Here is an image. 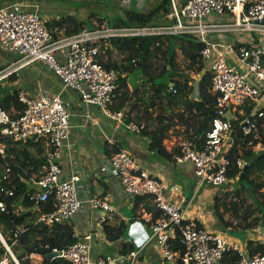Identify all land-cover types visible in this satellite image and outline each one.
Here are the masks:
<instances>
[{
	"label": "built area",
	"instance_id": "built-area-1",
	"mask_svg": "<svg viewBox=\"0 0 264 264\" xmlns=\"http://www.w3.org/2000/svg\"><path fill=\"white\" fill-rule=\"evenodd\" d=\"M2 1L0 49H8L20 58L0 71V82L10 76H17L21 69L34 62H42L56 74L65 89L77 91L87 105L101 108L107 118L119 122L125 121V113L108 108L117 90L118 74L99 63V49L97 46L90 47L91 43L111 38L182 34L202 38L217 27L204 23L214 13H230L235 20V30L264 35V0L254 3L249 0H188L182 7L176 0H171L172 9L166 16L167 24L122 28L111 27L108 23L99 27L88 25L79 34L57 40L49 32L47 20L40 15L39 3L49 0H16L1 4ZM239 55L243 71L230 64L214 45H206L201 52V58L212 74V88L217 96L216 117L211 122L203 147L198 149L195 142L183 141L174 159L177 164H193L198 188L204 185L218 187L230 182L228 154L236 140L233 121H240L242 133L249 138L250 146L260 138L259 124L264 118V47H242ZM18 99L24 105V111L18 118L13 119L0 109V156L6 154L3 139L19 143L44 142L48 148L49 163L36 181L24 182L29 192H35L32 199L53 206L52 211L39 216V222L48 225L67 223L79 214L83 205L78 188L81 176L66 177L60 164L63 148L72 132L71 114L60 95L32 96L25 90H18ZM127 127L138 134L143 130V127L134 123L127 124ZM237 165L243 169L247 166L242 160ZM103 170L120 178L126 195L135 197L148 194L154 197L153 202L162 212V217L152 221L151 215L149 222L152 235L146 243L150 239L154 241L165 261L175 263L179 258L171 246V240L179 235L185 249L181 264H222L228 251L239 255V264H264V255L249 257L237 246L229 244L223 235L187 220L182 204L169 197L167 185L143 169L129 153L123 151L113 155ZM10 173L11 169H6L3 180L8 179ZM13 195V192L8 193L10 197ZM22 199L17 202L18 207L22 206ZM87 202L96 213L113 212L111 205L100 198H92ZM4 212L6 204L0 202V213ZM130 227H134L133 224ZM0 237L9 254V257L0 259V264H20L1 233ZM92 242V236L87 235L68 249L55 251L61 252L58 258L71 264H124L126 257L121 254L94 259ZM136 256L137 250L128 257L134 259ZM28 258L42 264L44 261L37 254H31Z\"/></svg>",
	"mask_w": 264,
	"mask_h": 264
},
{
	"label": "trees",
	"instance_id": "trees-1",
	"mask_svg": "<svg viewBox=\"0 0 264 264\" xmlns=\"http://www.w3.org/2000/svg\"><path fill=\"white\" fill-rule=\"evenodd\" d=\"M171 9V0H162L146 11L125 8L124 16L113 21L94 14L88 21L63 16L47 20V26L55 40L79 34L88 25L99 27L108 23L114 28L160 26L167 24L166 16ZM96 46L99 49V63L118 74L117 90L108 108L123 111L127 124L143 127L141 135L146 138L151 152L175 161L178 146L169 152L165 141L178 127L184 129L181 134L184 141L195 142L198 149L203 147L211 122L216 117L217 96L212 88V74L201 58L206 45L197 36L111 38L90 44V47ZM195 75L199 78L196 79ZM133 76L136 77L131 81ZM16 79L15 75L7 78L11 83ZM196 82L200 84V96L193 99ZM2 84L0 82V109L16 119L23 113L24 105L19 102L18 90L4 91ZM241 127L240 121L232 122L236 140L228 154V178L234 182L235 188L217 192L213 208L224 229L244 232L261 227L264 231V179H261L264 177V118L259 124L260 138L253 146L249 145V138L243 135ZM3 142L6 154L0 156V202L6 204V212L0 213L1 235L20 264H33L28 258L31 254L41 255L43 264H71L62 258L50 260L48 256L55 250H66L78 242L73 227L68 223L48 225L39 222V216L52 211L53 206L32 199L35 192H29L24 182L36 181L48 165L47 146L44 142L19 143L11 139H3ZM239 160L248 166L243 181L244 169L238 167ZM8 168L11 173L8 179L3 180L4 171ZM9 192L14 195L8 196ZM22 197V206L18 207L16 204ZM153 200L154 197L148 194L135 196L134 211L138 212L142 205V209L152 215V221L157 220L162 217V212L156 208ZM222 202L229 205L220 211L218 206ZM197 225L203 227L198 222ZM129 230L130 225L126 224L115 226L105 222L103 226L107 240L112 243L129 239ZM171 246L179 254L175 264H181L185 249L179 235L171 240ZM137 249L130 239L124 243L120 254L128 257ZM247 250L249 257L264 255V244L249 241ZM6 256L9 257L8 251L0 240V259ZM239 262L240 257L234 251L226 252L222 260V264Z\"/></svg>",
	"mask_w": 264,
	"mask_h": 264
},
{
	"label": "crops",
	"instance_id": "crops-1",
	"mask_svg": "<svg viewBox=\"0 0 264 264\" xmlns=\"http://www.w3.org/2000/svg\"><path fill=\"white\" fill-rule=\"evenodd\" d=\"M10 1L16 0H5L4 3ZM176 1L182 7L188 0ZM249 1L254 3L256 0ZM42 2L45 1L39 3L40 13L43 9L45 10ZM129 3L132 4V1H128ZM123 6H126L124 2ZM48 9L50 15L54 14L53 9ZM51 18L55 17L50 16L45 19ZM234 21L230 13L211 14L204 20V23L215 24L217 27L199 39L205 45H214L229 63L243 71L239 55L240 48L253 45L264 47V35L235 30ZM16 77L14 83L19 84L18 90H25L32 96L60 95L71 114L72 132L63 148L60 164L66 177L81 176L82 181L78 184V188L83 205L79 214L67 223L73 227L78 240L87 235L92 236L91 252L94 259L120 255L124 243L130 240L129 238L116 243L109 242L103 231L105 222H110L115 226L122 224L131 226L139 222L146 233L149 236L152 235L149 222L151 215L142 209V205L138 212H135V197L125 194L118 176L103 170L108 160L120 151L132 155L143 169L160 178L167 185L170 192L169 197L182 204L187 220L198 222L210 232L223 235L229 244L237 246L246 253L249 241L264 244V231L261 227L244 232L236 230L240 232V236H243L241 238H237L235 232L230 229H224L213 208V199L217 192H209L208 189H203V186L198 188V180L192 163L177 164L175 161L166 160L151 152L143 135L130 130L125 121L110 120L101 108L87 105L77 91L65 89L61 80L49 66L42 62H34L21 69ZM182 136L173 133L169 138L173 140L170 144H165L166 149L171 152L179 146L184 141ZM190 189L194 192L193 195L189 193ZM200 192L204 193L201 199L204 206L195 205L196 195ZM92 198H100L108 202L113 212L96 213L87 202ZM202 209L203 212L199 213ZM32 262L42 264L39 261ZM127 263L175 264L163 259L159 247L151 239L137 250L136 258L126 257L124 264Z\"/></svg>",
	"mask_w": 264,
	"mask_h": 264
},
{
	"label": "rangeland",
	"instance_id": "rangeland-1",
	"mask_svg": "<svg viewBox=\"0 0 264 264\" xmlns=\"http://www.w3.org/2000/svg\"><path fill=\"white\" fill-rule=\"evenodd\" d=\"M22 1H28V0H22ZM31 1V0H30ZM128 1L130 0H49L42 2L43 3V9L40 13L42 17H63V16H74L79 21H88V18L94 14L98 17H103L105 19H108L109 21H113L116 18H120L124 16L125 8H133L135 10H149L150 8L156 7L158 4L161 3L162 0H131L132 4H128ZM123 2L126 4V6H123ZM136 2V4H134ZM41 3V2H40ZM134 4V5H133ZM48 8H51L54 10V14L50 15V12H48ZM20 56L16 54H12L8 51V49L1 48L0 49V71L4 70L7 66H9L10 63H13L17 59H19ZM181 64L183 65L182 57L180 59ZM231 64V63H230ZM241 71V70H239ZM136 76H133L131 81H134ZM196 79L199 78V76H194ZM2 87L4 91H12V90H18V83H11L8 82L7 79L2 81ZM3 95V94H2ZM4 96H1L3 98ZM182 130H184L182 127H178L175 131V134H182ZM180 132V133H179ZM183 140H184V136ZM173 139L171 138L165 141V144H170V141ZM47 148V147H46ZM48 154V148L46 155ZM261 179H264V177H261ZM235 188L234 182H229L227 184L218 186V187H212L210 185H204L203 189H208L209 192H224L227 190H232ZM189 193H192L191 189L189 190ZM204 196L203 192H200L196 195V202L195 205L201 206L204 202H201L202 197ZM190 197V196H187ZM229 205V203L222 202L219 204L218 209L220 211H223L224 207ZM204 206V205H203ZM192 209V208H191ZM203 209L200 210L199 213H202ZM231 231L235 232L237 238H241L243 236H240V232L236 231L235 229H230ZM231 232V234H233ZM139 250L141 247H137ZM114 256V255H111ZM129 264V263H127Z\"/></svg>",
	"mask_w": 264,
	"mask_h": 264
},
{
	"label": "water",
	"instance_id": "water-1",
	"mask_svg": "<svg viewBox=\"0 0 264 264\" xmlns=\"http://www.w3.org/2000/svg\"><path fill=\"white\" fill-rule=\"evenodd\" d=\"M251 83H253L252 80H250ZM200 96V84L199 82H196L194 84V93L192 94V98L193 99H197L199 98ZM248 166H246L244 168V171H243V174H242V177H241V181L244 180V174L247 170ZM134 227H130V230H129V237L135 242L136 246L137 247H142L146 241L148 240L149 238V234L146 233L143 225L139 222H136L133 224ZM0 240L2 242V244L4 243L3 240L1 239L0 237ZM61 256V252H53L52 254H50L48 256V259L52 260L54 258H58Z\"/></svg>",
	"mask_w": 264,
	"mask_h": 264
}]
</instances>
